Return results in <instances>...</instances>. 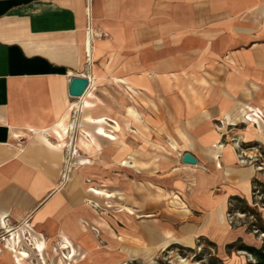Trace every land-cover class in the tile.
I'll list each match as a JSON object with an SVG mask.
<instances>
[{
    "label": "crops",
    "instance_id": "crops-1",
    "mask_svg": "<svg viewBox=\"0 0 264 264\" xmlns=\"http://www.w3.org/2000/svg\"><path fill=\"white\" fill-rule=\"evenodd\" d=\"M74 76L89 78L81 96L69 93ZM250 142L264 146V0H0V264H17L8 242L21 227L23 264H122L163 249L164 238L191 237V247L197 236L244 252L227 245L259 241L224 213L260 179L239 159ZM186 151L196 163L182 161ZM128 156L133 166L121 163ZM96 176L123 185L133 228L97 211L112 196L98 207ZM143 183L151 199L164 191L179 205L178 226L162 234L152 216L144 231Z\"/></svg>",
    "mask_w": 264,
    "mask_h": 264
},
{
    "label": "rangeland",
    "instance_id": "rangeland-1",
    "mask_svg": "<svg viewBox=\"0 0 264 264\" xmlns=\"http://www.w3.org/2000/svg\"><path fill=\"white\" fill-rule=\"evenodd\" d=\"M85 117L88 120H91V121L94 120L89 115H85ZM74 118H75V113H72L69 115V120H74ZM98 120L105 121V119L103 118H100ZM72 125H73V121L67 124V128H69V133H68L69 141L68 142L71 147L68 158L75 152V149H73L72 147L74 146L72 145V143H73L74 130L76 129L75 128L76 125L74 124L75 126L73 128H72ZM118 127H119L118 124H115L113 126V128L115 129H117ZM96 129L98 133L105 135L109 137L110 139L115 138L114 134L106 130L103 124L101 123L96 125ZM146 142H149V141H146ZM119 144L120 142L118 138L110 142L111 149L114 151L116 150L114 152V155L117 152ZM149 144H150V147H149L150 152L151 151L153 152L156 150L159 151L161 149H164L165 147L164 145L156 144V143L154 144L149 143ZM237 149H238V155H239L240 161H243V163H247V164L254 166L256 171L259 172L260 181L264 182V146H262L260 143H257V142H250L249 145H245V146L238 145ZM143 158L144 160H146L145 156ZM146 158H150V157H146ZM153 158H155V154L153 155V157H151L152 160ZM79 160L83 163L86 161V157H80ZM136 162L137 161L132 156H128L124 158L123 160H121V163L126 166H133ZM142 166L145 167L144 164H142ZM111 175H116V176L119 175V168L116 167L115 169H113L111 171ZM99 176H96L97 183H94V186L90 187L89 190L92 191V193L96 195V200H98L100 204V206L98 207L103 206L102 196H105V197L112 196L110 198L112 206L107 207V209L105 210L102 208H100L99 210L97 208V211L100 213L102 217L104 215H105V218L109 217L111 219L110 222H112V224H114L116 227H118V225L124 224L125 226L127 225L129 228L130 227L133 228L134 221L129 216H126V215H129L130 210L127 207H125L127 202H126V199L122 200L123 194L120 192L123 185H121V183H103L102 177H99ZM103 184H105L106 188L110 189L111 191L109 192L108 190L104 189ZM149 186L150 185H148L147 183H143V185H141L140 188H137V190L140 193L138 195H140L141 197V200H140L141 204L138 210L135 211V213H137L138 216L136 217L138 219L140 218L142 219L144 231H147L148 229H150L151 221L149 219H151L152 216H154L153 218H157L154 222L157 221L159 223L160 228L165 227L164 225L166 223L174 224V226L175 225L178 226L182 222L181 212H178L177 210V206L179 205L176 203H172L173 201L169 202V198L166 196V193H164V191L161 193V195L159 194V196H155L154 199H151ZM240 197L244 198L245 201H247L249 205L256 207L257 211H261L262 215H264V195L259 194V193H256V195H253L252 193L251 196L246 197V196L240 195ZM178 202H180L179 199H178ZM232 203H233L232 208L235 211L234 212L232 211V213L229 212L228 211L229 205H228L224 213L226 223L231 227H244L247 230H249L248 223L250 221L251 216H246L244 213L238 211L241 208V203L239 201L234 200ZM95 204L98 205L97 202H95ZM126 206H129V205H126ZM157 208H159V211H158L159 214H157V211H156ZM174 214L176 215L180 214L179 216L177 215L180 219L174 216ZM120 221L123 224L120 223ZM92 228H94L95 233L98 235V232L97 230H95V227L93 226ZM24 229L25 227H21L15 233H13L8 242L9 243L8 248L11 251H13L15 261L17 264H23L24 258L28 256L27 251H26L27 254L25 256H20L18 254L19 250H24V249L22 248L20 249V247L19 249H17L16 246H14L16 242L17 243L19 242V239L21 237H24ZM159 231L162 234H164L165 232L163 228L159 229ZM149 232L152 233V230H150ZM251 232L252 234L255 235L256 240H258L259 242H260L261 236L264 237V235L260 233L256 235L254 230ZM182 240L186 244H192L191 237H185ZM169 241H170V238H164L162 239V242L160 243V246H162L163 249H159L157 252H154L153 254L150 253L151 255L148 252L144 251L142 258H139L138 260H133L132 262H124L122 264H183V263L207 264L209 261V258L214 257V256L219 257L220 259L225 261L227 264H233V263H236L242 260L243 258L245 259L247 258V253L245 251L244 252L242 251H231L230 252L229 251L228 253H226L225 251L221 250L217 246V244L212 242L208 237H204V236L196 237L195 244L191 246L192 250L187 249L186 248L187 245H185L184 242H172L171 244L168 245ZM209 241L212 243H210ZM37 242L41 244V247L37 246ZM97 242L98 243L102 242V238L100 237ZM67 243L68 241L66 240L63 243L62 247H66ZM43 244H44V240L42 238L36 241L35 246L37 250L41 251ZM150 244H151L150 237L144 236L143 237L144 250H146ZM148 254L150 256L147 257Z\"/></svg>",
    "mask_w": 264,
    "mask_h": 264
},
{
    "label": "trees",
    "instance_id": "trees-1",
    "mask_svg": "<svg viewBox=\"0 0 264 264\" xmlns=\"http://www.w3.org/2000/svg\"><path fill=\"white\" fill-rule=\"evenodd\" d=\"M252 193L253 195H256V193L264 195V182L260 181V179H254L252 183ZM234 200H237L241 203V208L240 210H238L239 212L244 213L246 216H251L250 221L248 223L249 230H254L256 235H258V233L264 235V215H262L261 211H257L256 207L249 205L244 198L240 197V195H233L230 197L228 202V211L231 213L232 211H235L232 208V202ZM232 247L244 250L247 253V259L241 264H264V237L261 236L260 242L256 245L244 243L240 240L227 245L228 249ZM186 248L192 250L191 247ZM207 264H224V262L219 257L214 256L209 258Z\"/></svg>",
    "mask_w": 264,
    "mask_h": 264
},
{
    "label": "water",
    "instance_id": "water-1",
    "mask_svg": "<svg viewBox=\"0 0 264 264\" xmlns=\"http://www.w3.org/2000/svg\"><path fill=\"white\" fill-rule=\"evenodd\" d=\"M89 80L86 76H74L70 79L69 93L72 96H81L88 87ZM182 161L186 163H196V158L188 151L182 155Z\"/></svg>",
    "mask_w": 264,
    "mask_h": 264
},
{
    "label": "bare ground",
    "instance_id": "bare-ground-1",
    "mask_svg": "<svg viewBox=\"0 0 264 264\" xmlns=\"http://www.w3.org/2000/svg\"><path fill=\"white\" fill-rule=\"evenodd\" d=\"M64 145H67V144H64ZM2 223H4L3 221H2ZM8 225V224H7ZM14 244H15V242H14ZM11 246V245H10ZM15 246V245H14ZM37 246L38 247H41V244L40 243H38L37 242ZM66 246V245H65ZM67 247V246H66ZM13 249V248H12ZM21 249V248H20ZM18 254L20 255V256H25L26 254H27V252H26V250H19V252H18Z\"/></svg>",
    "mask_w": 264,
    "mask_h": 264
},
{
    "label": "built area",
    "instance_id": "built-area-1",
    "mask_svg": "<svg viewBox=\"0 0 264 264\" xmlns=\"http://www.w3.org/2000/svg\"><path fill=\"white\" fill-rule=\"evenodd\" d=\"M88 30H91V29H90V26H88ZM86 58L89 59V51H87V53H86ZM88 80H89V78H88Z\"/></svg>",
    "mask_w": 264,
    "mask_h": 264
}]
</instances>
